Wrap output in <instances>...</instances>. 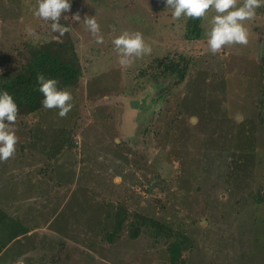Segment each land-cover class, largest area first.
Here are the masks:
<instances>
[{
    "label": "rangeland",
    "instance_id": "obj_1",
    "mask_svg": "<svg viewBox=\"0 0 264 264\" xmlns=\"http://www.w3.org/2000/svg\"><path fill=\"white\" fill-rule=\"evenodd\" d=\"M70 4L61 21L71 28L60 36L52 32L51 21L34 16L37 0H0L1 67L22 63L33 46L71 43L81 74L67 89L74 107L66 118L42 107L14 125L16 154L0 162V214L9 217L0 223V241L14 222L25 230L2 249L0 264H149L150 257L158 264L161 254L147 250L143 236L121 238L112 247L99 240L96 230L89 231L86 222L93 225L97 215L109 211L106 204L116 203L185 226L193 221L195 243L184 256L186 264H264L261 228L240 230L231 220L251 221L253 215L264 220V204L254 203L255 191L264 186V61L256 52L264 38V16L244 22L251 35L247 46L212 54L207 41L214 9L202 19L201 40L192 41L182 39L181 22L165 0ZM74 14L81 23L72 21ZM86 16L97 19L103 44L82 23ZM29 27L35 35H28ZM123 31L142 33L152 49L128 67L119 63L112 44ZM175 53L192 58L195 77L185 89L191 91L183 106L178 105L181 115L174 120L169 111L160 118L174 127L165 137L156 133L155 122L163 102L147 81L135 88L134 76L152 60ZM167 83L170 94L164 95L171 104L174 89ZM121 91L128 92L123 96ZM139 94L144 95L132 107L128 100ZM70 129L72 146L66 145ZM161 151L170 166L168 173L161 171L164 181L152 177L153 158ZM154 201L164 206L162 214Z\"/></svg>",
    "mask_w": 264,
    "mask_h": 264
},
{
    "label": "trees",
    "instance_id": "obj_2",
    "mask_svg": "<svg viewBox=\"0 0 264 264\" xmlns=\"http://www.w3.org/2000/svg\"><path fill=\"white\" fill-rule=\"evenodd\" d=\"M261 16H264V7H260L256 10L255 19ZM176 21H178V23L181 22L180 24L184 29L182 34L183 40H201L202 37L199 33H202L203 36V29L201 27L202 19L182 17L180 20ZM62 23L63 21H61V24ZM250 38L251 35L249 36V39ZM225 48L230 49L231 47L226 46ZM225 61L228 62L227 57L225 58ZM191 67L192 58L187 56L184 57L179 53H175L171 56L167 54L152 60L150 64L146 65L142 69H138L137 74L134 76L135 88H139L142 81H147L149 83L147 84L148 89L152 88L156 91L157 100L163 102V106L155 119V122L157 123V134L164 133L165 137H167L168 133L173 131V125H169L171 124V120L168 118L160 120V118L165 117L169 111H172L174 120L181 115L178 105L183 106L182 104L186 101V96H188L191 91L188 89L186 92L185 89L189 88L188 85L190 84V81H192L195 77V71H190ZM38 73H43L48 78L57 79L59 81V88H73L78 82V78L81 74L78 66L77 55L72 44L70 43L67 45L64 43L59 44L54 42L33 46V48H30L27 51L26 57L22 59V63H17L14 67H10V70L3 67L0 68V92L7 91L13 96V99L19 108L18 118L32 115L42 108L41 101L43 100V96L39 92V85L36 82V76ZM187 80L189 81L187 82ZM165 82H170V85L176 91L175 93L173 90L172 95L175 99L171 101V104H168V96L165 99L164 91L170 94V90L167 87L168 83L164 84ZM126 92L121 91L119 93H123L124 96V93ZM182 94V97H177ZM142 95L144 94H139L137 97L128 100V102L130 104L133 103L132 107H134V104L141 99L139 97ZM137 108L141 109V106L137 105ZM68 132L66 145L72 146L73 131L70 129ZM177 148L178 147L174 145L171 150L176 151ZM162 154L163 152L161 151L159 155L153 158V162H157V169L154 170L152 177L153 179H160L161 181H164L167 176L163 175L161 171L166 169L168 173L170 166L167 164V158L165 156H163V158L166 159L167 166L164 164V159L162 161ZM161 174L162 176H160ZM69 180V183H71V179ZM59 185L60 183H57L56 186L59 187ZM262 188L263 189L260 188L255 191L254 203L256 205L264 204V186ZM149 190L150 188L145 189L146 192ZM244 202L246 203V201ZM153 203L155 205L159 204L158 210L159 213L162 214L164 206L157 203V201H154ZM105 208H108L109 211H103L104 214L97 215V220H94L93 225L89 226L86 222L89 231L96 230L98 238L101 242L113 247L117 244L116 241L121 238L133 241L143 236L149 242L147 244V248L149 249L147 250L153 251L154 255L161 254L158 264L187 263V259L184 256L192 251L195 243V240L192 237V235H195V230L192 229L194 225L193 221L190 222L189 226H185L169 221L166 217L165 220L160 218L161 216L151 217L146 214L139 213L138 211H127L125 206L120 203H116L113 207H111V204H106ZM236 215L243 216L237 213ZM220 219L223 220L221 216ZM250 219L251 221H247L245 217L231 218L234 226L238 227L240 230H243L242 226H247L253 233L255 231V227H260V231L264 233L263 218L260 220L253 215ZM8 220L9 217H4L0 214V223H5V221ZM76 223H79V221L77 220ZM228 225H230V223H228L227 226ZM22 229L24 228L16 222L10 226V229H8L10 233H5L2 241H0V252L7 244L19 237ZM123 231H125L124 235ZM94 246L95 245L91 246L93 251L99 254V249ZM156 259L157 258L155 257L154 263L153 258L150 257L151 261L149 264H157ZM52 264H60V262L55 260Z\"/></svg>",
    "mask_w": 264,
    "mask_h": 264
},
{
    "label": "clouds",
    "instance_id": "obj_3",
    "mask_svg": "<svg viewBox=\"0 0 264 264\" xmlns=\"http://www.w3.org/2000/svg\"><path fill=\"white\" fill-rule=\"evenodd\" d=\"M166 8L172 9L174 19L180 18L204 19L210 10L215 11L212 17L210 31L208 32V46L212 54L221 53L226 46L243 45L249 43V30L245 21L255 19L256 10L264 7V0H165ZM239 5V6H238ZM71 9L70 0H37L34 16L51 21V30L60 36L69 32L71 27L61 24L62 14ZM67 20V16H63ZM72 21L81 23L79 14L72 16ZM97 44H103L101 26L95 16L85 17L82 22ZM115 31V29H113ZM28 35H35L31 27L27 29ZM114 50L119 55V63L128 67L134 63L135 58L150 55L151 46L145 41L140 32L130 33L123 31L112 40ZM36 82L39 92L43 96L42 107L48 110L57 109L60 118H66L74 107V97L67 89L59 88V81L48 78L43 73H38ZM19 115V108L7 91L0 92V162H6L16 154L18 137L14 125ZM193 123L196 117L191 118ZM238 119L242 120L240 116ZM120 177H116V182Z\"/></svg>",
    "mask_w": 264,
    "mask_h": 264
},
{
    "label": "flooded vegetation",
    "instance_id": "obj_4",
    "mask_svg": "<svg viewBox=\"0 0 264 264\" xmlns=\"http://www.w3.org/2000/svg\"><path fill=\"white\" fill-rule=\"evenodd\" d=\"M256 52H259V54H257L258 61L260 59L264 61V39H262L259 42H257V44H256ZM260 65L264 66V63L260 62ZM260 92L264 93V91H260Z\"/></svg>",
    "mask_w": 264,
    "mask_h": 264
},
{
    "label": "water",
    "instance_id": "obj_5",
    "mask_svg": "<svg viewBox=\"0 0 264 264\" xmlns=\"http://www.w3.org/2000/svg\"><path fill=\"white\" fill-rule=\"evenodd\" d=\"M190 122H193L192 119H190Z\"/></svg>",
    "mask_w": 264,
    "mask_h": 264
}]
</instances>
